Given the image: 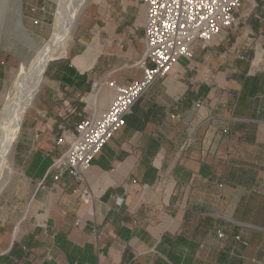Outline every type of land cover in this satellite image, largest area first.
Instances as JSON below:
<instances>
[{
    "label": "crops",
    "instance_id": "1",
    "mask_svg": "<svg viewBox=\"0 0 264 264\" xmlns=\"http://www.w3.org/2000/svg\"><path fill=\"white\" fill-rule=\"evenodd\" d=\"M137 1L78 23L68 55L48 63L0 193V264H264V0L152 85L83 182L54 179L57 140L93 112L96 83L142 77ZM28 4L25 25L49 37L50 3ZM100 89L98 113L112 96Z\"/></svg>",
    "mask_w": 264,
    "mask_h": 264
},
{
    "label": "built area",
    "instance_id": "2",
    "mask_svg": "<svg viewBox=\"0 0 264 264\" xmlns=\"http://www.w3.org/2000/svg\"><path fill=\"white\" fill-rule=\"evenodd\" d=\"M245 1L140 0L145 7L146 44L145 56L140 61L142 77L128 84L114 79L96 83L97 92L104 84L112 90L109 104L98 113L97 104L92 103L95 109L77 123L74 133L59 137L57 145H65V149L52 164L54 179L60 181L68 174L83 182L94 158L126 125L128 115L152 85L167 76L181 58H192L198 47L211 45L224 31L240 25L239 12ZM30 9L33 13L45 11L44 6L37 5ZM237 54L247 58L244 48L237 50ZM254 59V69L258 71L264 66V51H255ZM171 116L176 118L179 114Z\"/></svg>",
    "mask_w": 264,
    "mask_h": 264
},
{
    "label": "rangeland",
    "instance_id": "3",
    "mask_svg": "<svg viewBox=\"0 0 264 264\" xmlns=\"http://www.w3.org/2000/svg\"><path fill=\"white\" fill-rule=\"evenodd\" d=\"M28 1L29 9L32 6H36L37 0ZM47 1L50 3L49 6L51 14H49L50 25H48V27L51 29V34L49 35V37L43 38L34 35L25 25L27 23L24 20L25 18L23 11H25L26 9V0H0V65H2V67L0 68V112L4 105L10 100L11 89L14 81L17 79V75L21 68V65H29L35 59L38 50L45 43V41L51 38L56 24L55 19L58 9L63 8L64 13L67 14L68 4H70L68 3V1L72 3L77 2V0ZM133 1L137 0H87L86 8L84 9V12L82 13L81 19H79L78 23L82 26L85 24H89L91 19H94L96 17V19H99V17L102 16L104 10L107 11L109 9L122 8L123 6L130 7V3H132ZM72 3L70 5H72ZM247 3L249 2L244 3L243 8H245V6L249 7V4L247 5ZM140 8L143 11V6L140 5ZM34 19H31V22H34ZM73 40L74 39L72 38L68 42L66 54L60 55L58 58L68 55V53L70 52L68 48L70 49ZM63 50L64 49L60 47L56 51L61 53ZM1 72H3L4 74H2ZM29 76L30 78L33 77V71ZM107 80H104L103 82H106ZM93 93H97V91H94ZM93 93L88 94L86 96V99L88 100V98ZM102 94L103 93L101 90L97 104H100V102L104 99ZM2 122L3 119L0 116V132L3 131L1 130L4 126ZM10 179L11 171L5 170L0 176V193L4 190Z\"/></svg>",
    "mask_w": 264,
    "mask_h": 264
},
{
    "label": "bare ground",
    "instance_id": "4",
    "mask_svg": "<svg viewBox=\"0 0 264 264\" xmlns=\"http://www.w3.org/2000/svg\"><path fill=\"white\" fill-rule=\"evenodd\" d=\"M68 3L72 2L68 1ZM86 3L87 0H77L72 5L68 4L67 14L64 13L63 8H59L51 38L45 41L29 65H21L11 89L10 100L0 112L4 125L1 129L3 131L0 132V176L5 170L11 171L13 168V145L22 126L23 117L32 107L41 88L48 63L66 54L68 42L72 39L74 29L86 8ZM60 47L64 49L61 53L56 51ZM32 71L33 77L30 78ZM98 97V92L93 93L88 98V102L96 104Z\"/></svg>",
    "mask_w": 264,
    "mask_h": 264
}]
</instances>
